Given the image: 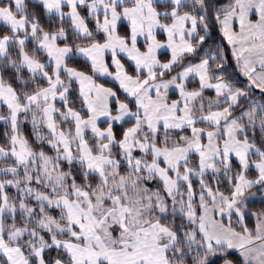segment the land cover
Listing matches in <instances>:
<instances>
[{
  "label": "snow or ice",
  "instance_id": "1",
  "mask_svg": "<svg viewBox=\"0 0 264 264\" xmlns=\"http://www.w3.org/2000/svg\"><path fill=\"white\" fill-rule=\"evenodd\" d=\"M0 264H264V0H0Z\"/></svg>",
  "mask_w": 264,
  "mask_h": 264
}]
</instances>
